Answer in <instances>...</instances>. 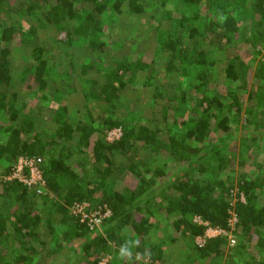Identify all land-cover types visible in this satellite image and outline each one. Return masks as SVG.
I'll use <instances>...</instances> for the list:
<instances>
[{
	"label": "trees",
	"instance_id": "16d2710c",
	"mask_svg": "<svg viewBox=\"0 0 264 264\" xmlns=\"http://www.w3.org/2000/svg\"><path fill=\"white\" fill-rule=\"evenodd\" d=\"M7 1L0 264H264V0H25L10 21ZM33 156L45 186L12 178ZM84 202L110 207L101 231Z\"/></svg>",
	"mask_w": 264,
	"mask_h": 264
},
{
	"label": "built area",
	"instance_id": "2783aa9c",
	"mask_svg": "<svg viewBox=\"0 0 264 264\" xmlns=\"http://www.w3.org/2000/svg\"><path fill=\"white\" fill-rule=\"evenodd\" d=\"M120 134H122V133H120ZM41 162H42V159L40 157H36V156L20 158L19 166H17V169L15 170V174H13V177H18L19 175H24L25 180H23V181L26 184H28L30 186H32V185L45 186V181L43 179L42 170L40 168ZM26 170H29V172H30L29 176L25 175ZM30 176H32L31 179H30ZM36 177H37V180H36ZM89 206L90 205L87 202H84L83 204H77L75 206V208H77L76 212L81 214V221L83 223L86 222L90 226L91 230L100 229L103 222L107 218L112 216V212L110 210V207H108L105 204V205L99 206L98 209H96L94 211H91V210L87 211V208H89ZM195 221H197L198 223H204L203 220L199 217H197L195 219ZM237 221H238V218H237L236 214L234 213L233 216L230 218V222L232 224H235V223H237ZM204 224L208 225V223H204ZM209 233H212L213 237L227 236L231 246H234L237 243V239L232 232L226 231L220 227L208 226L206 235L209 236L208 235ZM202 243H200V244H202Z\"/></svg>",
	"mask_w": 264,
	"mask_h": 264
},
{
	"label": "rangeland",
	"instance_id": "374dc122",
	"mask_svg": "<svg viewBox=\"0 0 264 264\" xmlns=\"http://www.w3.org/2000/svg\"><path fill=\"white\" fill-rule=\"evenodd\" d=\"M6 6L10 9L9 10V13H8V21H10L11 20V17H10V15L12 16L13 14H16V12H17V8L19 7V6H22L23 8L25 7V0H8L7 2H6ZM20 9V8H19ZM2 15H7L6 13H2ZM17 16V15H16ZM60 38H64V34H61L60 36H59ZM210 41H207L206 43H209ZM19 44L18 43H16V45H15V48L14 49H18V48H20L21 46H18ZM238 47H236V49H235V51L234 52H232V54L233 55H235V54H238V55H240L241 56V60L242 61H246V60H250V58H253V53H252V51H250V47H248V46H246L245 44H243V43H240L239 45H237ZM264 51V50H263ZM250 52H251V54H250ZM262 56H264V52L263 53H261V55H258L256 58V60H255V62H254V64H255V66H253V68H252V73H254V70L256 69V67H257V62H258V60L262 57ZM240 60V61H241ZM165 61L166 60H162V61H160V60H158L157 61V63H156V65H158V66H160L159 68H157V69H160V70H162L163 69V72H164V74L166 73V71H167V68H168V63H165ZM176 63H178L179 64V61H176ZM177 64V65H178ZM257 64V65H256ZM180 66V65H179ZM262 70H263V68H262ZM166 75V74H165ZM169 76V77H168ZM166 75V78L164 77V79H165V81H164V79H161L160 78V81H159V79H158V81H159V83L161 82V83H163V85L165 84L166 86H165V90L166 89H168V87H170V86H172V85H174V87H173V89H175V88H177V86H175V83H177L178 81H179V78L181 77V74L180 73H178V72H176L175 70H169V75ZM252 77V76H251ZM252 80V79H251ZM251 80H248L247 81V87H248V89H252V81ZM171 83V84H170ZM173 89L171 90V92L170 93H173L174 91H173ZM167 92V91H166ZM37 99V98H36ZM38 99H39V97H38ZM247 104H248V102H246ZM40 106H41V108L43 109L41 112H40V114H41V116H40V119H43V118H45V117H48V116H46L45 114H47L48 113V111L50 112V110H48L47 108H45V106H43L41 103L39 104ZM78 108H80V104H79V106H78ZM42 115H44V116H42ZM46 122H43V123H41L42 125L43 124H45ZM39 122H38V126H40L41 125ZM37 126V127H38ZM241 130V126L239 127V131ZM120 133H123V130H122V128H115V129H113L112 131H109L108 132V135H107V139L109 140V141H113V140H116V139H119L120 138V136L122 135V134H120ZM134 152V151H133ZM133 152H130L129 154H127V156H129L131 153H133ZM17 166H19V161L17 162V164L14 166V168L15 169H17ZM236 167H237V165H235ZM35 167V166H34ZM26 172H27V170H26ZM37 173V172H36ZM31 177L32 176H30V179H31ZM10 177H8L7 179H9ZM12 178H19L20 180H25V176L24 175H19L18 177H13L12 176ZM36 180H37V177H36ZM24 182V181H23ZM25 183V182H24ZM236 194H237V192H233V196H234V200H233V205L237 202V200H238V198L236 197ZM229 213L231 214V216H233V214H234V212H233V210H231V211H229ZM101 231V230H100ZM209 236H207L208 238H210L211 236L213 237V235H212V233H209L208 234ZM197 241L199 242V243H202L203 241H204V239L203 238H198L197 239ZM237 243H238V241H237ZM108 263V259H104L102 262H101V264H107Z\"/></svg>",
	"mask_w": 264,
	"mask_h": 264
},
{
	"label": "clouds",
	"instance_id": "9594fccd",
	"mask_svg": "<svg viewBox=\"0 0 264 264\" xmlns=\"http://www.w3.org/2000/svg\"><path fill=\"white\" fill-rule=\"evenodd\" d=\"M36 157H37V156H36ZM21 158H22V157H21ZM19 160H20V158H19ZM19 160H18V161H19ZM103 205H105V204H103ZM106 205H107V204H106ZM100 206H101V205H100ZM104 222H105V221H104ZM104 222H103V223H104ZM102 225H103V224H102ZM102 225H101V227H100V229H99L98 231L101 230ZM205 238H208L207 235H206ZM205 238H203V239H204V242H205ZM210 238H213V237H210ZM228 242H229V240H228ZM198 243H199V242H198ZM199 244H200V243H199ZM229 246H231L230 243H229ZM120 254H121V255H126V254H128V249H127V248H122V249L120 250Z\"/></svg>",
	"mask_w": 264,
	"mask_h": 264
}]
</instances>
